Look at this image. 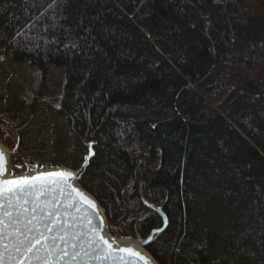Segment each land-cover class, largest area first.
I'll return each mask as SVG.
<instances>
[{"label": "trees", "instance_id": "16d2710c", "mask_svg": "<svg viewBox=\"0 0 264 264\" xmlns=\"http://www.w3.org/2000/svg\"><path fill=\"white\" fill-rule=\"evenodd\" d=\"M1 53L37 81L14 70L20 92L0 101L33 169L79 167L95 134L79 180L111 233L133 212L147 237L156 204L160 264H264V0H0ZM52 64L65 80L49 99ZM46 110L67 125L68 159L32 155L51 145L30 133Z\"/></svg>", "mask_w": 264, "mask_h": 264}, {"label": "snow or ice", "instance_id": "6c2138e0", "mask_svg": "<svg viewBox=\"0 0 264 264\" xmlns=\"http://www.w3.org/2000/svg\"><path fill=\"white\" fill-rule=\"evenodd\" d=\"M5 169L6 160L0 152V174ZM74 178L73 173L61 171L0 179V245L4 249L0 251V264H6V256L7 264H13V261L23 264L21 257L30 262L35 261L36 264H60L61 261L64 264H80L81 260L84 264L91 260L97 261V264H103L104 261H110L111 264H129V257L139 259L142 264H151L149 258L130 247H114L95 227H90L87 233L76 232L74 218L72 223L65 220L57 226L58 222L54 217L61 214L60 209L48 210L46 206L51 201L46 197L55 192L70 201L82 197L83 194L69 183ZM87 203L90 208L95 209L94 202ZM70 207H77L79 211L78 204L72 203L65 206L63 215L69 214L67 209ZM41 222L46 232L39 231ZM88 223L90 225L91 221ZM53 232L55 234L51 236L46 234ZM83 236H87V239L83 240ZM68 237L72 238L71 241ZM5 239L9 243H3ZM78 240L81 241L79 246ZM61 243L65 247L62 248ZM69 244L73 249L70 254L66 250ZM65 257L69 259L65 260Z\"/></svg>", "mask_w": 264, "mask_h": 264}, {"label": "rangeland", "instance_id": "374dc122", "mask_svg": "<svg viewBox=\"0 0 264 264\" xmlns=\"http://www.w3.org/2000/svg\"><path fill=\"white\" fill-rule=\"evenodd\" d=\"M5 59H6V55L4 53H1L0 60L5 61ZM11 63H14V62H11ZM26 69H29V68L27 64L25 63L24 64L17 63L15 65H11L10 63L6 62V65L4 66L3 63H1L0 61V101H5L6 98L15 97L17 96L16 93L20 92L18 88V82L16 81V79H18L17 78L18 75L16 72H14V70L26 71L27 76L23 80V82H24V85L28 89H31L36 86L37 81L31 75H28L29 70L27 71ZM5 70L8 73H6ZM48 76H49V84H48L49 87L46 92L47 96L45 98L50 99V98L55 97L57 94L61 92V88L65 80L64 67L58 66L55 64L50 65ZM8 87H9L10 93L7 90ZM41 114L42 116L34 115L36 119L35 121L33 120L34 121L32 124L33 128L30 133L39 134L40 136H43V134L45 133H49L46 138H49L51 145H50V148H48L47 144L43 143L45 141H42L38 148L31 151L33 157L35 159H38V158L45 159L47 155L51 154L50 157L51 159L54 158V160L58 158L68 159L69 156L71 157L70 150H71L72 141L68 133L67 125L65 121L62 119L60 115H58L57 113L53 111L46 110L45 113L41 112ZM19 131H20L19 127L15 126L8 119L0 117V141L5 143L12 151L11 165L9 168L10 174H18L22 172L35 170L27 162L25 153L23 151L18 150V145H19V140H20ZM94 135L95 134H93V137ZM46 138H42V139L45 140ZM91 140H88V141H91ZM60 166H66V165H60ZM42 167H49V166L40 164L38 165L37 169L42 168ZM132 213L133 212H129L125 218H123L122 220L118 222H115V226L117 228L123 229L124 231L123 233H125L119 236L138 239L140 235L137 229L132 230L130 225L128 224Z\"/></svg>", "mask_w": 264, "mask_h": 264}, {"label": "water", "instance_id": "95a60500", "mask_svg": "<svg viewBox=\"0 0 264 264\" xmlns=\"http://www.w3.org/2000/svg\"><path fill=\"white\" fill-rule=\"evenodd\" d=\"M96 136L94 135L93 139L91 141H88V152L84 155V159L81 163V165L77 168H72L69 166H49V167H42L35 170L22 172L18 174H10L9 168L11 164V154L12 152H8V150L4 147L3 144L0 142V152L3 153L5 160H6V169L5 171L0 174V179L4 178H14L21 175H28V176H34V175H40L44 173H50V172H71L74 175V179L69 181V183L72 185L74 189H76L78 192L82 193V197H77L76 201H70L65 197L60 196L59 192L51 193L49 194L46 199L51 201L47 204L48 210H52L53 208H59L60 209V215L58 217H54V219L57 220V226L62 221H69V223H72L73 218L75 219L76 228L75 231L79 232L81 234L87 233L90 227H95L98 230H100L101 234L105 236L106 239H109V241L113 244L114 247H130L134 251L140 252L143 256L146 258H149L151 261V264H160L156 257L147 249V244L153 239L154 235L156 233H159L163 231L168 226V217L163 209L162 206L156 205V204H150L152 207H154L163 217V224L160 227L154 228L150 234L147 237H139L137 242L131 240V238L115 235L111 233L109 229V222H108V216L106 213L105 208L102 206L98 198L88 189H86L81 183H80V177L85 173L88 166L90 165L91 158L95 154V144H96ZM53 197L55 199H53ZM88 201H92L95 204V209L90 208L88 206ZM43 203V199H42ZM77 203L79 211L77 210V207H70L67 209L68 215H63V211L66 205ZM28 207H31V204L28 205ZM91 221V224L89 225L88 221ZM103 221V223H101ZM160 229V231H154ZM39 231L46 232V229L43 226V222L39 225ZM47 235L51 236L54 235L53 233H46ZM68 239L71 241V237H68ZM83 240L87 239V236L82 237ZM147 241V243H145ZM80 240L77 241V244L79 246ZM3 243H9L7 239L3 241ZM57 243H60L57 241ZM40 245H37L39 247ZM60 246L63 248L65 247L64 244H60ZM67 252L70 254L73 249L71 245L69 244L66 247ZM0 251H4L3 246L0 245ZM69 259V257H65V260ZM87 259V258H85ZM21 260L23 261V264H36L35 261H29L28 259H25L21 257ZM5 261L7 264V256L5 257ZM13 264H16L15 261H13ZM60 264H64V261H61ZM80 264H84V261L81 260ZM88 264H97V261L91 260L88 261ZM103 264H111L110 261H104ZM119 264V262H117ZM129 264H142V262L139 259L129 257Z\"/></svg>", "mask_w": 264, "mask_h": 264}, {"label": "bare ground", "instance_id": "6f19581e", "mask_svg": "<svg viewBox=\"0 0 264 264\" xmlns=\"http://www.w3.org/2000/svg\"><path fill=\"white\" fill-rule=\"evenodd\" d=\"M1 142V144H3L4 145V147L8 150V152H12L11 151V149L5 144V143H3L2 141H0ZM88 152V151H87ZM92 159V158H91ZM11 165V164H10ZM128 238V237H127ZM131 240H133V241H135V242H137V240L136 239H133V238H131Z\"/></svg>", "mask_w": 264, "mask_h": 264}]
</instances>
